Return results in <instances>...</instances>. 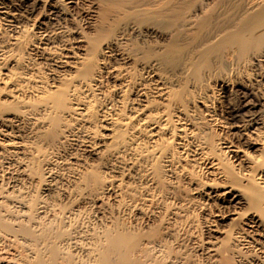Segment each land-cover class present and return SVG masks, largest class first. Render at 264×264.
Segmentation results:
<instances>
[{
    "label": "bare ground",
    "instance_id": "obj_1",
    "mask_svg": "<svg viewBox=\"0 0 264 264\" xmlns=\"http://www.w3.org/2000/svg\"><path fill=\"white\" fill-rule=\"evenodd\" d=\"M257 78L264 0H0V264H264Z\"/></svg>",
    "mask_w": 264,
    "mask_h": 264
},
{
    "label": "rangeland",
    "instance_id": "obj_2",
    "mask_svg": "<svg viewBox=\"0 0 264 264\" xmlns=\"http://www.w3.org/2000/svg\"><path fill=\"white\" fill-rule=\"evenodd\" d=\"M201 1H204V0H201ZM257 80L258 81H256V82H253L254 84V87L256 88V89H258L259 88V86H260V89H263L264 88V83H263V81L262 80H259V78H257ZM256 83V84H255ZM258 87V88H257ZM246 152H248V154L250 155V156H256L257 154H258V152H256V151H253V150H251V149H247L246 150ZM193 214L196 216V217H199V213L197 212V211H194L193 212Z\"/></svg>",
    "mask_w": 264,
    "mask_h": 264
}]
</instances>
